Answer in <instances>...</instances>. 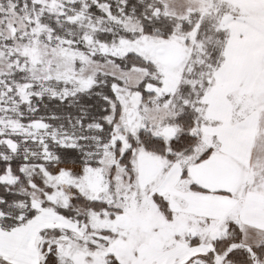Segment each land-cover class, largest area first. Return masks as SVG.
Instances as JSON below:
<instances>
[{"label": "snow or ice", "instance_id": "snow-or-ice-1", "mask_svg": "<svg viewBox=\"0 0 264 264\" xmlns=\"http://www.w3.org/2000/svg\"><path fill=\"white\" fill-rule=\"evenodd\" d=\"M0 264H264V0H0Z\"/></svg>", "mask_w": 264, "mask_h": 264}]
</instances>
